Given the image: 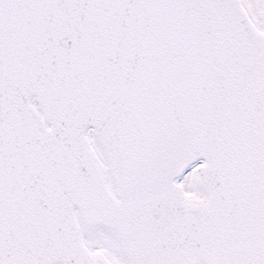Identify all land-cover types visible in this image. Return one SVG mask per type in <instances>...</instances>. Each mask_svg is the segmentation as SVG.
I'll use <instances>...</instances> for the list:
<instances>
[{
	"label": "snow or ice",
	"instance_id": "obj_1",
	"mask_svg": "<svg viewBox=\"0 0 264 264\" xmlns=\"http://www.w3.org/2000/svg\"><path fill=\"white\" fill-rule=\"evenodd\" d=\"M0 264H264V0H0Z\"/></svg>",
	"mask_w": 264,
	"mask_h": 264
}]
</instances>
